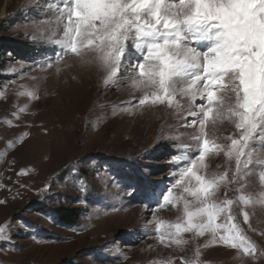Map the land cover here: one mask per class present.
<instances>
[{"label":"rangeland","instance_id":"374dc122","mask_svg":"<svg viewBox=\"0 0 264 264\" xmlns=\"http://www.w3.org/2000/svg\"><path fill=\"white\" fill-rule=\"evenodd\" d=\"M58 3L0 0V40L28 49L24 57L6 52L0 72V264H264L259 252L252 259L206 248L204 238L184 250L158 241L154 230L175 221L176 210L146 206L175 171L170 145L190 142L191 129L177 127L182 121L165 105L129 106L141 92L128 73L105 86L104 72L75 55L29 70L58 51L44 20L46 5ZM206 163L215 170L223 157ZM262 208L259 200L249 207L256 231L242 225L260 249ZM62 210L76 211L75 225L57 221Z\"/></svg>","mask_w":264,"mask_h":264},{"label":"snow or ice","instance_id":"6c2138e0","mask_svg":"<svg viewBox=\"0 0 264 264\" xmlns=\"http://www.w3.org/2000/svg\"><path fill=\"white\" fill-rule=\"evenodd\" d=\"M46 10L58 51L29 70L75 55L104 72L105 86L128 73L141 92L129 106L165 105L191 129L190 142L170 145L175 171L146 206L176 210L154 230L158 241L184 250L204 238L203 247L264 257L242 227L256 231L249 207L264 204V0H59Z\"/></svg>","mask_w":264,"mask_h":264},{"label":"trees","instance_id":"16d2710c","mask_svg":"<svg viewBox=\"0 0 264 264\" xmlns=\"http://www.w3.org/2000/svg\"><path fill=\"white\" fill-rule=\"evenodd\" d=\"M6 52H9L14 56L17 55L24 57L28 53V49L21 48L20 46L14 43L7 44V42L4 43L0 40V72L4 68V56ZM1 80H3V76L0 74V82ZM56 217L57 221L63 226L75 225L79 218L76 211L73 210L59 211L58 213H56Z\"/></svg>","mask_w":264,"mask_h":264},{"label":"bare ground","instance_id":"6f19581e","mask_svg":"<svg viewBox=\"0 0 264 264\" xmlns=\"http://www.w3.org/2000/svg\"><path fill=\"white\" fill-rule=\"evenodd\" d=\"M75 68V67H74ZM96 68V67H95ZM84 74V73H83ZM85 76V75H84ZM101 82V81H100ZM61 87V86H60ZM100 88V87H99ZM31 89V88H30ZM71 89V88H70ZM15 98V97H14ZM46 102V101H45ZM103 102V101H102ZM100 103V102H99ZM26 104V103H25ZM102 104V103H101ZM28 108V107H27ZM30 108V107H29ZM23 109V108H22ZM55 109V108H54ZM79 109V108H78ZM77 110V109H76ZM21 111V110H20ZM28 112V111H27ZM26 113V112H25ZM38 113V112H37ZM27 114V113H26ZM19 118V117H18ZM43 122V121H42ZM78 128V127H77ZM175 216V215H174ZM173 218V217H172ZM207 248V247H206Z\"/></svg>","mask_w":264,"mask_h":264}]
</instances>
